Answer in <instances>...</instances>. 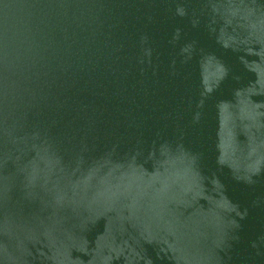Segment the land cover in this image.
<instances>
[{
    "label": "water",
    "instance_id": "obj_1",
    "mask_svg": "<svg viewBox=\"0 0 264 264\" xmlns=\"http://www.w3.org/2000/svg\"><path fill=\"white\" fill-rule=\"evenodd\" d=\"M0 264H264V0H0Z\"/></svg>",
    "mask_w": 264,
    "mask_h": 264
}]
</instances>
